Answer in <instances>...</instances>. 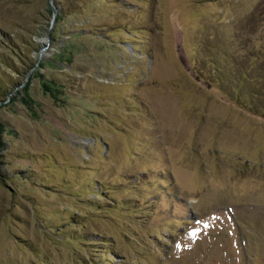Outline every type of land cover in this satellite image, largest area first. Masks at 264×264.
I'll list each match as a JSON object with an SVG mask.
<instances>
[{
  "label": "rangeland",
  "instance_id": "rangeland-1",
  "mask_svg": "<svg viewBox=\"0 0 264 264\" xmlns=\"http://www.w3.org/2000/svg\"><path fill=\"white\" fill-rule=\"evenodd\" d=\"M0 264H264V0H0Z\"/></svg>",
  "mask_w": 264,
  "mask_h": 264
},
{
  "label": "trees",
  "instance_id": "trees-1",
  "mask_svg": "<svg viewBox=\"0 0 264 264\" xmlns=\"http://www.w3.org/2000/svg\"><path fill=\"white\" fill-rule=\"evenodd\" d=\"M242 75H246L247 72L245 71V73L241 72ZM240 79L242 77H239ZM241 84V80L239 82H236L235 84H226V83H222V82H219V87H223L224 90L227 92V93H232L233 96H236L237 98L240 97L239 95V85ZM230 86V88H229ZM252 88H245L243 89L242 91H244L245 93L249 94L246 96V98L250 101L249 104L250 106H253L255 101H256V92L257 91V88L256 87H253V85H251ZM249 89V91H248Z\"/></svg>",
  "mask_w": 264,
  "mask_h": 264
}]
</instances>
